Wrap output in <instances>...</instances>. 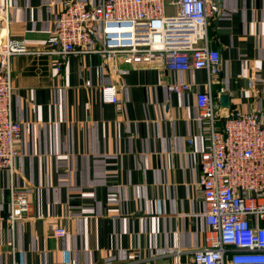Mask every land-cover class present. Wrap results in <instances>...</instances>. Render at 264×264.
Returning <instances> with one entry per match:
<instances>
[{
  "label": "crops",
  "instance_id": "1",
  "mask_svg": "<svg viewBox=\"0 0 264 264\" xmlns=\"http://www.w3.org/2000/svg\"><path fill=\"white\" fill-rule=\"evenodd\" d=\"M67 1L0 0L8 8L0 37L45 49ZM216 1L208 37L220 55L219 110L227 94L230 111L255 108L264 123V0ZM53 60L10 61L13 114L22 125L13 185L28 192L29 212L15 226L12 250L10 179L1 173L0 264H189L206 230L199 153L209 131L195 105L206 72L132 68L98 55L69 56L56 72ZM173 82L195 90L170 95ZM113 84L123 92L115 104L103 103L102 88ZM57 228L67 235L54 237Z\"/></svg>",
  "mask_w": 264,
  "mask_h": 264
},
{
  "label": "built area",
  "instance_id": "2",
  "mask_svg": "<svg viewBox=\"0 0 264 264\" xmlns=\"http://www.w3.org/2000/svg\"><path fill=\"white\" fill-rule=\"evenodd\" d=\"M7 11L0 7L5 20ZM218 12L216 0H69L53 17L45 49L30 51L23 42L0 37V174L10 179L6 225L12 250L15 226L26 219L29 200L27 191L13 185L22 125L13 114L10 61L21 55L50 56L51 67L60 72L69 56L98 55L104 63L123 60L132 68L206 72V83L195 92L196 120L209 131L199 153L206 230L204 245L193 251L189 264H225L227 259L230 264H264V123L255 108L234 109L222 118L213 93L220 55L208 37L209 22ZM247 87L254 88L252 79ZM123 90L115 84L103 87V103L115 104ZM166 90L188 94L195 84L173 82ZM52 233L58 239L67 235L63 228Z\"/></svg>",
  "mask_w": 264,
  "mask_h": 264
},
{
  "label": "water",
  "instance_id": "3",
  "mask_svg": "<svg viewBox=\"0 0 264 264\" xmlns=\"http://www.w3.org/2000/svg\"><path fill=\"white\" fill-rule=\"evenodd\" d=\"M220 113L222 118L225 119L230 111L229 96L227 94H221L219 96Z\"/></svg>",
  "mask_w": 264,
  "mask_h": 264
},
{
  "label": "rangeland",
  "instance_id": "4",
  "mask_svg": "<svg viewBox=\"0 0 264 264\" xmlns=\"http://www.w3.org/2000/svg\"><path fill=\"white\" fill-rule=\"evenodd\" d=\"M167 14H168V15H171V14H173V13H172V12H170V11L168 10V11H167Z\"/></svg>",
  "mask_w": 264,
  "mask_h": 264
}]
</instances>
